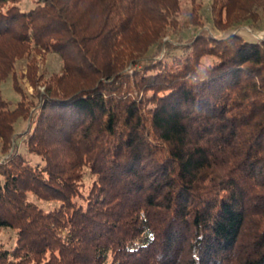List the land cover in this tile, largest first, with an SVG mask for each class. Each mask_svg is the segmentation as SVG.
Instances as JSON below:
<instances>
[{"label": "trees", "instance_id": "1", "mask_svg": "<svg viewBox=\"0 0 264 264\" xmlns=\"http://www.w3.org/2000/svg\"><path fill=\"white\" fill-rule=\"evenodd\" d=\"M22 1L0 0V81L25 45L63 66L22 137L42 165L7 152L25 110L0 98V264H264V41H165L179 0ZM211 14L256 25L264 0Z\"/></svg>", "mask_w": 264, "mask_h": 264}, {"label": "rangeland", "instance_id": "2", "mask_svg": "<svg viewBox=\"0 0 264 264\" xmlns=\"http://www.w3.org/2000/svg\"><path fill=\"white\" fill-rule=\"evenodd\" d=\"M213 0H179V14L177 28L170 33L165 41L176 46L184 44L190 37L200 32H207L215 39H220L228 34H240L247 40H256L255 34H264V20L258 24H244L230 30H217L211 14ZM34 6L33 0H23L21 3L22 10H28ZM200 23L199 27L193 26V23ZM192 23V24H191ZM258 41V40H256ZM14 43L1 40V51H15ZM163 53V52H162ZM12 62L11 73L5 79L0 81V98L13 109L18 103H22L25 115L18 118L13 125V137L11 139V147L8 153L13 152L15 143L20 154L24 155L32 165L40 164L42 161L26 152L22 137L30 126V118L35 108L39 107L38 96L44 91V86L52 77H58L62 74L63 63L59 56L52 51H39L32 45L23 48L15 55ZM34 82V86L32 83ZM2 141L0 140V164L6 159V152L2 151ZM85 184H89L91 177L86 173L83 177ZM29 199L36 202L42 209L50 210L57 206L56 202H46L37 200L34 196L29 195ZM0 240L4 242L5 247L14 245L15 236L13 232H2Z\"/></svg>", "mask_w": 264, "mask_h": 264}, {"label": "water", "instance_id": "3", "mask_svg": "<svg viewBox=\"0 0 264 264\" xmlns=\"http://www.w3.org/2000/svg\"><path fill=\"white\" fill-rule=\"evenodd\" d=\"M255 37L257 38L256 40L258 41H264V34L260 37L259 34H255Z\"/></svg>", "mask_w": 264, "mask_h": 264}, {"label": "bare ground", "instance_id": "4", "mask_svg": "<svg viewBox=\"0 0 264 264\" xmlns=\"http://www.w3.org/2000/svg\"><path fill=\"white\" fill-rule=\"evenodd\" d=\"M260 37L262 36V35H259Z\"/></svg>", "mask_w": 264, "mask_h": 264}]
</instances>
